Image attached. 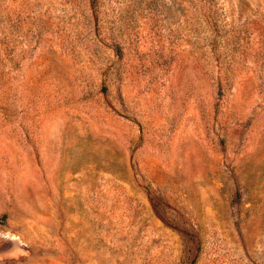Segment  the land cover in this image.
I'll return each instance as SVG.
<instances>
[{
  "label": "rangeland",
  "instance_id": "obj_1",
  "mask_svg": "<svg viewBox=\"0 0 264 264\" xmlns=\"http://www.w3.org/2000/svg\"><path fill=\"white\" fill-rule=\"evenodd\" d=\"M0 264H264V0H0Z\"/></svg>",
  "mask_w": 264,
  "mask_h": 264
}]
</instances>
